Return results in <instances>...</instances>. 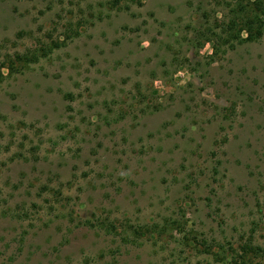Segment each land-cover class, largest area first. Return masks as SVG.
I'll use <instances>...</instances> for the list:
<instances>
[{"label":"rangeland","instance_id":"rangeland-1","mask_svg":"<svg viewBox=\"0 0 264 264\" xmlns=\"http://www.w3.org/2000/svg\"><path fill=\"white\" fill-rule=\"evenodd\" d=\"M0 264H264V0H0Z\"/></svg>","mask_w":264,"mask_h":264},{"label":"trees","instance_id":"trees-1","mask_svg":"<svg viewBox=\"0 0 264 264\" xmlns=\"http://www.w3.org/2000/svg\"><path fill=\"white\" fill-rule=\"evenodd\" d=\"M228 25V24H226ZM226 31H228L226 37L228 40L225 41V43H235L234 41H236V39L240 40L239 36L238 35H235L234 37L231 38V35H232V31H233V24H230L227 26V28H225ZM239 31H247L248 33H251V29L249 26H247L245 24V26L241 27V29ZM237 37V38H235ZM231 39V40H230ZM255 39V37L252 38L251 34L247 35L246 38H243L241 39L242 42H251ZM225 40V38H224ZM21 57L18 56V58H25V57H34V55L32 54H23V55H20ZM25 61V60H24ZM91 228H96L97 230H101L105 233L106 230H110V232L112 233V231L116 230V227L112 224V223H106V222H102V221H99V220H94V222H90ZM126 231V229H124ZM134 233L138 234L140 233L137 229L134 231ZM107 234V233H105ZM108 235V234H107ZM122 241L124 242V245H128L130 244V240H129V235L128 234H123V237L121 238ZM136 239V238H135ZM133 239L132 240V244L135 245L136 241Z\"/></svg>","mask_w":264,"mask_h":264}]
</instances>
